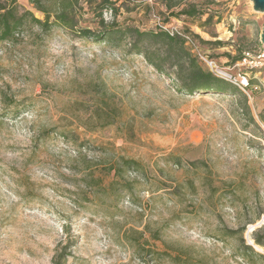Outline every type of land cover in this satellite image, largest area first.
Listing matches in <instances>:
<instances>
[{
    "label": "rangeland",
    "instance_id": "1",
    "mask_svg": "<svg viewBox=\"0 0 264 264\" xmlns=\"http://www.w3.org/2000/svg\"><path fill=\"white\" fill-rule=\"evenodd\" d=\"M102 1L0 0L25 15L0 39V264H264V11ZM101 13L118 30L82 36ZM191 59L238 88L186 89ZM122 157L145 171L115 177Z\"/></svg>",
    "mask_w": 264,
    "mask_h": 264
},
{
    "label": "trees",
    "instance_id": "2",
    "mask_svg": "<svg viewBox=\"0 0 264 264\" xmlns=\"http://www.w3.org/2000/svg\"><path fill=\"white\" fill-rule=\"evenodd\" d=\"M67 2H68L67 4L62 3L63 9L59 13H57V19L61 23L65 24L66 26L73 28L74 23L72 21L73 19L71 17V13L69 11L71 9V1H67ZM102 2L105 3V6H107L108 3L111 1L110 0H103ZM1 9L2 8H0V39L4 40V39L11 38L13 34L18 32V30H20V28L22 27V25L24 23V19H25L24 16L25 15L19 16L17 14V10L14 8L13 9H7L6 11H1ZM39 9L42 11H45V9H43L42 7H40ZM196 13H197V10L194 7L189 8V9H184L181 12V14H185V15H189V16H193ZM102 15L103 14L101 13L100 16H101V20L103 21V23H102L101 29L98 31V33H96L95 31H93L90 28H82V29H79L80 34L82 36H85V37H90L92 35H98L99 39H104L107 35L118 30V29H116V27L114 29V26L116 23L115 21H113L112 25L109 26L107 23H104V19H103ZM173 15L178 16V14H176V13H173ZM48 17L49 16H47L46 21H42L41 19H38V18L34 17V15H32L33 20L35 22L43 25L44 27L48 26ZM110 27H112V28H110ZM160 35L165 37L166 40L171 44L177 43V42L180 44H183L185 42L184 39H180L179 37L170 36L169 34H167L164 31H160ZM177 54L178 53H176V55ZM177 56L181 60H183V58H184L183 56L182 57L179 55H177ZM146 57H147L149 64L156 67L157 70H161V67L159 65H157L151 59L149 54H147ZM244 58H246V56L243 55V53L241 52L239 56L234 57L233 59L235 61H238V60H243ZM193 60L194 59L190 60V64H189L190 68L188 70L187 76L184 78V83H185L186 89L191 90V91L215 89V90H217V91H215L217 93H225V92H223V90H228V89L234 90V89L238 88L235 84L231 83L230 81L226 80L225 78L215 75L210 70L203 69L201 66L197 65L195 63V61H193ZM123 167H127L128 169H130V170L132 169L135 171H145L144 165L140 161L133 159V158H124V157H122V159L117 161L115 164L111 165L109 168V171L110 172L113 171L115 177H119V176H121ZM243 242L245 243L244 238H243ZM254 243H255V245H261L262 247H264V238L256 235L254 237ZM245 249L252 251V252L253 251L256 252L254 250L253 246L250 244L245 243ZM60 262H61V258L56 260L57 264H60Z\"/></svg>",
    "mask_w": 264,
    "mask_h": 264
},
{
    "label": "built area",
    "instance_id": "3",
    "mask_svg": "<svg viewBox=\"0 0 264 264\" xmlns=\"http://www.w3.org/2000/svg\"><path fill=\"white\" fill-rule=\"evenodd\" d=\"M153 19L156 22L157 29L160 31H164L170 36L179 37L187 41L188 35L185 33L184 29L180 27V25H175L173 23H168L163 21L161 17L153 14Z\"/></svg>",
    "mask_w": 264,
    "mask_h": 264
},
{
    "label": "water",
    "instance_id": "4",
    "mask_svg": "<svg viewBox=\"0 0 264 264\" xmlns=\"http://www.w3.org/2000/svg\"><path fill=\"white\" fill-rule=\"evenodd\" d=\"M253 4V7L256 11H264V0H253ZM261 41L264 43V29L261 33Z\"/></svg>",
    "mask_w": 264,
    "mask_h": 264
},
{
    "label": "bare ground",
    "instance_id": "5",
    "mask_svg": "<svg viewBox=\"0 0 264 264\" xmlns=\"http://www.w3.org/2000/svg\"><path fill=\"white\" fill-rule=\"evenodd\" d=\"M256 248L259 249V250H263V249L261 248V246H259V245H256Z\"/></svg>",
    "mask_w": 264,
    "mask_h": 264
}]
</instances>
